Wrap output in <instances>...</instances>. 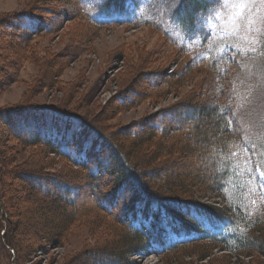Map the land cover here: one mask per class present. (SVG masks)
Segmentation results:
<instances>
[{"label": "rangeland", "instance_id": "rangeland-1", "mask_svg": "<svg viewBox=\"0 0 264 264\" xmlns=\"http://www.w3.org/2000/svg\"><path fill=\"white\" fill-rule=\"evenodd\" d=\"M87 1L82 0L80 10L76 0H0V131L6 133L0 149L6 148L8 157L5 165L0 158V167L2 164L4 171V178L0 180V242L5 243V231L8 232L12 223L16 222L25 245L22 250L24 261L18 264L108 263L110 258L107 251L112 245L110 241H116L117 228L121 226L117 219L124 205L105 209L108 206L106 203L113 205L116 200V197L115 200L109 198L115 182L106 174L94 179L102 184L108 195V198L97 196L100 199L98 203L104 207L95 204L92 189L76 200L69 194L73 200L67 201V197L65 199L59 193L62 187L44 180L57 178L79 186V182L85 183L79 176L85 170L81 171L68 159L56 154H49L54 163L47 169L42 171L36 167L32 161L39 155V150L47 146L30 144L28 136H17L3 115H14L16 111L28 117L33 115L32 108L55 109L85 119L109 133L111 140L115 132L127 136L130 142L126 146H130L131 151L135 150L132 151L135 155L132 152L130 155L144 169L143 178L153 188H158L164 197H179L168 191V186L176 185L179 180L217 172L214 144L208 148L200 140L201 135L211 134L210 128L217 120L209 116L211 114L202 113L212 112L209 100L223 99L226 103L234 100L232 111L237 113V118L243 117L240 119V125L245 129L242 136L251 137L252 141L263 138L260 142L264 143V54L259 51L247 53L249 45L242 38L225 35L220 27L209 22L211 39L208 46L215 51L221 64L224 59L229 62L228 70L222 71L225 79H219L210 66L193 67L192 61L198 63L204 57L197 43L188 44L183 52L172 45L175 42L169 34H173L183 47L184 40L179 34L181 28L173 24L163 10L157 13L156 0H141L142 5L148 6V13L140 14V17L139 14L136 17L131 15L136 18L132 19L133 23L138 21L136 26L126 20L99 23V10L92 1L85 3ZM257 7L264 15V6ZM213 8L220 11L219 6L212 3L207 10ZM26 11L38 13L48 20V27L42 34L29 39L21 35L23 28L8 29L12 25L7 26L10 19ZM233 11L229 9L227 13L221 11L220 14L222 17L230 16ZM151 19L153 24H144V21ZM220 26L228 31L232 24L229 20L221 19ZM186 42H189L187 38ZM233 43L247 53L237 57L239 65L231 59L236 53L230 47H225ZM221 56L224 58L220 59ZM178 104L184 106L177 114ZM200 108H203L201 113ZM161 114H165L164 119L169 120L168 124L178 125L183 133H188V142L177 143L176 138L174 141H162L157 137L155 144L158 147H153L152 151L158 150V154L152 160L153 153L132 148V140L139 138L158 121L164 126L167 122L159 119L163 116ZM15 122L17 127L28 131L22 122ZM193 126L202 131L194 133ZM95 144L94 141L90 152L95 150ZM118 145L120 148L123 144L119 142ZM105 148L108 150L104 145L99 154L104 155ZM218 151L220 153V149ZM9 154L13 157H9ZM101 161H106V158ZM256 162H259V158ZM244 167L240 162V172ZM26 175L33 178L28 180ZM187 180L183 182L190 186ZM250 182L251 186H257L254 179ZM189 186L192 200L228 209L226 200L213 190L209 181L199 179ZM84 187H88V184ZM98 190L103 195V190ZM58 195L61 199L56 202ZM38 197L42 201H38ZM92 207L95 209L90 210ZM101 215L103 218H100ZM67 216L75 221L69 228L65 226ZM220 221L223 226L224 221ZM230 227L233 228L232 225ZM9 249L8 252L3 250L0 264L16 263L17 253ZM210 250L211 257L205 260H199L198 253L188 255L177 250V255L172 252L161 255L133 253L126 256V261L118 262L264 264V246L243 254L230 252L223 246H213ZM169 255L173 256L172 260L166 259ZM118 262L112 261L110 264Z\"/></svg>", "mask_w": 264, "mask_h": 264}, {"label": "trees", "instance_id": "trees-1", "mask_svg": "<svg viewBox=\"0 0 264 264\" xmlns=\"http://www.w3.org/2000/svg\"><path fill=\"white\" fill-rule=\"evenodd\" d=\"M76 1L81 10L82 0ZM90 1L97 7V11L99 10L97 13L99 23L118 22L120 20L133 23L134 20L132 19L138 14V17H140V14L146 15L148 13V6L142 5L141 0H88L85 3ZM210 5L211 3L205 0H181L178 7L175 4L174 9L176 15L185 22L190 20L195 22V18L198 16H204L206 18L209 13L207 9ZM132 14L135 17H131ZM152 22V19L146 20L144 24L151 25L153 24ZM7 23V26L12 25L8 29L23 28L21 35L26 39L42 34L43 30L48 27V20L43 19L38 13L30 11L23 12L18 17H13ZM137 23L138 21L134 22L133 25L136 26ZM179 26L181 28L179 34L184 40L183 47L178 44L173 34H169L175 42L172 45L183 52V49L188 44L196 45L197 43L202 49L204 53L202 56L204 57L198 63L192 61L194 65L192 66L194 68H199L202 65L210 66L211 70L216 73L219 79H225L224 72L222 71L228 70L227 65L229 62L227 59H224L222 64L215 62L218 61L216 53L208 46L211 36L206 40H200L195 43L191 41L186 42V27L185 25ZM207 27L209 28L208 24ZM260 58L263 57L260 55ZM233 101L230 100L226 103L223 99H217L215 101L209 100L210 105H212V112H202L203 108L199 109V113L211 114L209 116L217 118L214 125L210 128L211 134L208 136L203 134L205 137L201 135L202 138L200 139L205 142L204 144L208 148H210V144H214L212 145L213 150L217 151L215 158L217 172L214 171L209 175L197 174L194 177H189V180H186L190 182V186L184 183L186 182L185 179V181L183 179L179 180L174 186H168V191H172L174 195L179 197L162 196L161 192H158V188H153L143 178L144 169L142 170L140 168L133 157L135 153L132 151L135 150L131 151V147L126 146V143L129 144L130 142L127 136L124 137L118 132H115L113 133V140H111L109 133H105L95 125L94 127L85 119H81L79 116L73 114L68 115L55 109L32 108L33 115H28V117L16 111L13 112L15 113L14 115H3V117L17 136H28L27 141L30 144H45L47 146V148L40 149L39 155L32 161L42 171L54 163L49 158V154L65 157L81 171L85 170L83 175L79 173V176H82L81 179L85 182L82 184L79 182V186L61 181L57 178V180L47 178L44 180H47L46 183L48 184L56 183V185L62 187V192L59 193L65 199L67 197V201L71 202L73 200L71 197H74L76 200L77 197L85 194L88 189H92L94 191L93 196L96 197L95 204L101 205L98 203L100 199L97 196L108 198L106 197L108 195L105 194L106 191L103 189L102 184L96 183L94 179H99L103 174H106L110 180H114L115 182L114 186L110 189L111 196L109 198L114 199L119 193V190L131 189L130 191L133 193V196L129 202L124 204L125 208L123 207L120 218L117 219L121 226L117 228L115 243L112 240L110 241L112 245L109 246L110 249L107 251L110 261L106 264H110L112 261H119L120 263L126 261V256L133 253H157L161 255L172 252L173 255H177V253L183 252L189 255L194 252L195 254L198 253L197 257H199V260H205L210 259V249L213 246H223L230 252L240 254L248 251L251 252L254 249L259 250L261 246H264V200H261L256 195H250V191L247 190L244 181V178L250 179V176L254 174V172L250 173L247 171L246 168L254 167V164L257 163L256 159L259 157L254 158L253 164L245 165L243 173H240L242 170L239 168V163L243 162V157L247 153H241L240 155H231V153L240 152L241 144L249 138H244L242 136L243 131L237 132L235 126L232 129H228L226 127V117L221 115V110L233 106ZM183 106L178 104V110L175 112L178 114ZM161 115L163 116H160L159 119L167 122L164 126L160 125L158 121L153 126H149V129H146L144 134L139 138L132 140V148H142L153 153L151 156L152 160L156 159L158 154V150L152 151L153 147H158L155 144L157 137H160L162 141L165 139L174 141V138H176L177 143L183 142L184 140H186V143L188 142V133H183V129L178 128V125L168 124L169 120L164 119L165 114ZM15 121L22 122L26 125L28 131L25 132L22 128L17 127ZM74 124L79 125V127H74ZM240 127L243 128L241 125ZM201 131L197 126H193L194 133L198 134ZM5 137L6 133L0 131V143ZM262 139H256L254 142L260 145L262 144L260 142ZM94 141L96 142L95 150L90 152ZM119 142L123 144L120 148L118 145ZM104 145L108 147V150L105 148L106 152L104 155H101L99 152ZM218 149H220V153ZM5 150L0 149V153L2 152L0 158L3 161V165H5L4 161H7L8 158L7 149L5 148ZM96 152L98 154H95ZM130 152H132L133 156L130 155ZM8 156L13 157L10 154ZM101 156H103L102 159L100 158ZM129 156H131L130 159ZM104 158H106V161L102 162L101 160H104ZM0 168V180H2L4 178L2 164ZM30 177L33 178L32 175H26L28 180ZM175 178L177 179L178 175ZM199 179L200 181H209L212 184L213 190L228 202V209L224 210L215 206L199 204L189 197L190 191L187 186L191 187L193 182H198ZM86 184H88V187L85 188L84 185ZM98 189L103 190V195L100 194ZM57 198L56 202L60 201L59 199L61 197L59 196ZM40 200L42 201L38 197V201ZM251 200H256V203L253 205ZM107 202H109L108 199ZM107 204L108 206H105V209L113 208L110 203ZM96 207L105 210L99 206ZM238 208L242 209L243 214L237 213ZM89 209L93 210L95 208L92 207ZM115 209L117 210V208ZM100 218H103V215ZM229 218L235 224L233 225L231 223L235 232L226 234L217 232L214 234V229H218L221 226L219 221L223 220L224 225ZM66 219L65 226L69 228L72 226L74 219L69 216ZM163 220H166L164 224ZM202 221L210 223L213 225V228H206ZM18 227L19 225L17 226L16 222L12 223L11 229L8 232L7 230L5 231L7 233V238L5 236L6 239H4L5 243L2 244L0 242V258L3 255V250L8 252L10 250L9 248H12L14 253H17L15 264L24 261L22 250L25 245L24 240L20 238L21 236L18 233ZM7 245L9 247H6ZM192 247L195 251L192 250ZM105 249L107 250V247ZM177 250L180 251L176 252ZM172 258L173 256L170 255L166 257L168 260H172Z\"/></svg>", "mask_w": 264, "mask_h": 264}, {"label": "snow or ice", "instance_id": "snow-or-ice-1", "mask_svg": "<svg viewBox=\"0 0 264 264\" xmlns=\"http://www.w3.org/2000/svg\"><path fill=\"white\" fill-rule=\"evenodd\" d=\"M173 2L174 0H156L155 7L157 13L159 14L163 10L164 14L168 15V18L172 20L173 24L178 26L185 25L189 41L195 43L210 37L211 29L207 27V24L213 22L214 26L220 27V31L225 35H229L232 38H242L249 45L247 53H256L259 51L264 54V15L260 13L257 7L258 5L264 6V0H209L210 3L218 5L220 11L213 8L209 11L207 18L198 16L195 18V22L191 20L185 22L178 17L173 8ZM180 2L181 0H175L177 7ZM229 9L234 10L232 14L222 17L220 12L223 11L227 13ZM221 19L229 20L232 24L231 29L225 31L224 27L220 26ZM241 21H243V23H241ZM242 33L243 35H241ZM225 47H230L231 51L236 53L231 59L236 61L237 65H239L237 57L247 54L244 49L238 48L235 43L226 45ZM221 51L223 52L224 49ZM223 58V56L220 57V59ZM215 62L219 63V61ZM241 107L243 108V106ZM221 115L226 117V127L228 129H232L235 126L237 132L245 130L240 127V119L243 117L237 118V113L232 111L231 107L221 110ZM74 127L78 128L79 125L74 124ZM241 153H247V155L243 157V164L246 166L253 164L254 158L259 157V162L255 163L254 167L246 168V170L250 173H255V176H250V179H254L257 185L255 188L250 189V195H256L261 200H264V143L257 145L251 140V137H249L248 140L241 144L240 152H233L231 155H240ZM132 196L133 193L130 190H122L117 194L116 200L112 206L122 207L132 199ZM251 203L254 205L256 200H251ZM237 213L243 214L242 209L238 208ZM232 222L231 218L227 219V223L220 226L218 229H214V234L217 232L220 234L234 232L235 229L230 227ZM202 223L206 228H213V225L208 222L202 221Z\"/></svg>", "mask_w": 264, "mask_h": 264}]
</instances>
